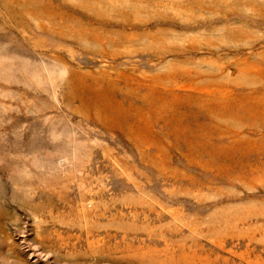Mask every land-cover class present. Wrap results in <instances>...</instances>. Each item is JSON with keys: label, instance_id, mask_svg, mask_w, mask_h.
I'll return each instance as SVG.
<instances>
[{"label": "rangeland", "instance_id": "obj_1", "mask_svg": "<svg viewBox=\"0 0 264 264\" xmlns=\"http://www.w3.org/2000/svg\"><path fill=\"white\" fill-rule=\"evenodd\" d=\"M0 264H264V0H0Z\"/></svg>", "mask_w": 264, "mask_h": 264}]
</instances>
